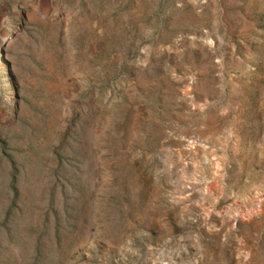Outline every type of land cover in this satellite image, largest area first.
<instances>
[{
    "label": "rangeland",
    "instance_id": "374dc122",
    "mask_svg": "<svg viewBox=\"0 0 264 264\" xmlns=\"http://www.w3.org/2000/svg\"><path fill=\"white\" fill-rule=\"evenodd\" d=\"M0 264H264V0H0Z\"/></svg>",
    "mask_w": 264,
    "mask_h": 264
}]
</instances>
